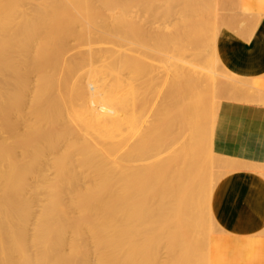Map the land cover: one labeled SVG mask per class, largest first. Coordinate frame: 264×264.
Returning <instances> with one entry per match:
<instances>
[{
	"label": "bare ground",
	"instance_id": "6f19581e",
	"mask_svg": "<svg viewBox=\"0 0 264 264\" xmlns=\"http://www.w3.org/2000/svg\"><path fill=\"white\" fill-rule=\"evenodd\" d=\"M144 1L0 0V264L228 263L212 202L264 160L218 154L215 121L224 96L264 103V14L232 2L251 32L232 67L200 0H150L151 23Z\"/></svg>",
	"mask_w": 264,
	"mask_h": 264
},
{
	"label": "crops",
	"instance_id": "0c3cea01",
	"mask_svg": "<svg viewBox=\"0 0 264 264\" xmlns=\"http://www.w3.org/2000/svg\"><path fill=\"white\" fill-rule=\"evenodd\" d=\"M240 5L247 13L264 14V0H240ZM260 32L264 33H254L261 37ZM248 42L231 39L222 43L221 52L232 57L229 66L234 67L239 57L240 63L246 62L243 57ZM254 62L264 67V52ZM252 78L260 80L264 90V76ZM251 102H221L213 135V148L221 156L250 162L264 160V103ZM223 191L218 222L232 232L218 238L227 264H232L233 255L236 264H264V177L236 172Z\"/></svg>",
	"mask_w": 264,
	"mask_h": 264
},
{
	"label": "rangeland",
	"instance_id": "374dc122",
	"mask_svg": "<svg viewBox=\"0 0 264 264\" xmlns=\"http://www.w3.org/2000/svg\"><path fill=\"white\" fill-rule=\"evenodd\" d=\"M152 1V3L150 2V0H145L144 2H141L140 3V7H141V9H142V11H143V13L142 12H140V14H144V16L143 15H141L140 17H141V19L144 21L143 23H145V21L146 22H150L151 23V21L152 20H147V19H149L148 18V16H153V11L154 12H156L157 14L156 15H159L160 17H161V15H162V12H163V5L161 4V3H159V2H156V1H154V0H151ZM205 1H207V0H200V1H198V2H196V5L197 6H199V4H200V13L198 14L199 15V17L198 18H201L200 20L202 21V23L204 24V25H206V29L209 31V32H213L214 31V28L216 27H218L219 28V35H218V38H217V42L219 43V45H220V47H218L219 49H220V51H221V45H222V43L223 42H228L229 40H231V39H233V42L235 41L236 42V39L237 40H240L241 42L242 41H244V42H247V41H249V40H251V37H250V33L251 32H249L248 30H243V29H240V28H238L237 27V25H236V23H237V20L239 19V17L241 18L242 16L241 15H237V13H235V6H233V5H235L236 3H240V0H218V1H223V2H226V1H229V2H226V3H234L235 2V4H231L232 6H231V10L233 9V12L231 11L230 12V9L229 10H227V11H222V10H218V9H216V7L214 6L215 5V0H208L207 2H211L212 1V3H205ZM215 1V2H214ZM201 2H203L204 4H202ZM148 3L150 4V6L151 7H154L155 8V6H156V8L155 9H157L156 11L155 10H153L152 11V9L153 8H151L150 7V10H151V12L152 13H150L149 11H148V8H149V5H148ZM153 5H155V6H153ZM209 5V6H208ZM137 7V4H136V6L134 5V7H133V10L135 9V7H136V9L137 8H140V7ZM205 6L207 7V8H205ZM147 7V8H146ZM161 7H163V8H161ZM201 9H203V10H201ZM214 9V10H213ZM146 10V11H145ZM211 10V12L209 13V11ZM217 10V11H216ZM202 11V12H201ZM239 11H241V12H246L242 7H241V5L239 4ZM146 12V13H145ZM226 12V13H225ZM207 13V14H206ZM217 14V15H216ZM224 14H226V15H224ZM233 14V15H232ZM146 15V16H145ZM154 15H155V13H154ZM222 15V16H221ZM230 15V16H229ZM236 15H237V17H236ZM151 16V17H152ZM207 16H208V18H207ZM213 16H214V18H213ZM218 16H219V18H218ZM227 19H225L224 17ZM227 16V17H226ZM234 16V18H231V17H233ZM154 17V16H153ZM158 17V16H157ZM223 18V19H222ZM155 18H153V20H154ZM221 19V20H220ZM225 19V20H224ZM223 21L225 22V23H223ZM228 21V22H227ZM149 23V24H150ZM149 24H147L146 23V26L147 25H149ZM145 25H143V28H145L144 27ZM151 25H149V26H147V27H150ZM152 26H154V23L152 24ZM214 26V27H213ZM222 26V27H221ZM147 27H146V29H147ZM151 28V27H150ZM147 29V30H150L151 32H152V30H153V28H154V30H155V32H156V27H152L151 29ZM221 28V29H220ZM145 29V30H146ZM146 30V31H147ZM146 31H144V33H145V35L146 34H148V33H146ZM150 31H148L149 32V34H152ZM154 32V31H153ZM149 34L147 35V37L149 36ZM154 35V34H153ZM200 48H202V47H200ZM206 49H208V51L210 50V47L209 46H207L206 47ZM171 52V51H170ZM170 52L168 51L167 53H168V55H170ZM210 52V51H209ZM148 54H147V56L148 55H151V56H153L155 53H153L152 51H151V53L148 51L147 52ZM150 53V54H149ZM78 51L76 50V49H73V43L71 42V44H69V47H68V52H67V57L68 58H72V57H76V56H78ZM171 54H172V52H171ZM151 56H148L149 58L151 57ZM155 56H157L156 58H155ZM154 57H153V59L152 60H154V62L153 61H151V60H148V61H150L151 63H155V64H157V63H159V64H162L163 63V60H165V56L164 55H155ZM159 56V57H158ZM161 56V57H160ZM152 58V57H151ZM150 58V59H151ZM161 58H163V60H161ZM162 61H160V60ZM158 60V61H157ZM160 61V62H159ZM154 64V65H155ZM159 64H157V65H159ZM223 79V80H222ZM226 80H228L227 78H221V80H219L220 82H217V84H221L222 82L221 81H223V83L221 84V87L223 86V88L226 90L225 92H228L227 90H228V88L227 87H231V85L230 84H228V83H231V81H226ZM226 84H227V86H226ZM218 85V86H219ZM239 85V87L240 88H242V89H240L239 88V90L240 91H245L244 89H243V87H245L246 88V86L244 85L243 87H241L242 86V84H238ZM225 86H226V88H225ZM260 88L262 89V91H264L263 90V87L262 86H260ZM226 95H229V93L228 94H226ZM228 97V99H230V95L229 96H227ZM226 97L224 96L223 98H222V100H221V102H223L224 100H227V98L225 99ZM231 99L232 100H240V99H238V98H234L232 95H231ZM216 118H217V116H216ZM216 122V121H215ZM169 147V146H168ZM236 172L234 171V172H231V173H229V174H227V175H225V176H223L222 177V179L224 180V182H225V184L227 185L228 184V180H229V178H230V176H232L233 174H235ZM264 177V176H263ZM213 192H215V189H214V191ZM221 200H222V197H220V199H218V200H213V202H212V205H211V207H212V213H213V216H214V219L215 220H217L218 221V214H219V208H220V204H221ZM208 225V224H207ZM222 234H225V233H219V234H215L217 237H219L220 235H222Z\"/></svg>",
	"mask_w": 264,
	"mask_h": 264
}]
</instances>
